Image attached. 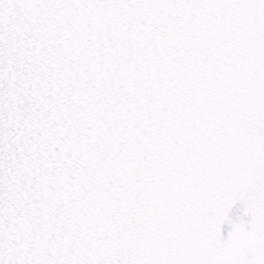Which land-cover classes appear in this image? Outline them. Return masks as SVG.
<instances>
[{
    "label": "snow or ice",
    "instance_id": "snow-or-ice-1",
    "mask_svg": "<svg viewBox=\"0 0 264 264\" xmlns=\"http://www.w3.org/2000/svg\"><path fill=\"white\" fill-rule=\"evenodd\" d=\"M0 264H264V0H0Z\"/></svg>",
    "mask_w": 264,
    "mask_h": 264
}]
</instances>
